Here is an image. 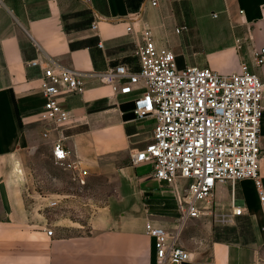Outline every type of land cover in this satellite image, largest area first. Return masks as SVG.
<instances>
[{"label":"crops","instance_id":"crops-1","mask_svg":"<svg viewBox=\"0 0 264 264\" xmlns=\"http://www.w3.org/2000/svg\"><path fill=\"white\" fill-rule=\"evenodd\" d=\"M180 22L217 37L208 56H190L180 66L225 74L246 66L264 79V65L255 60L264 45V0H158L155 6L147 0H0V264H155L146 223L177 226L181 211L169 186L182 189L186 182L170 185L155 178L152 163L133 164L155 121L137 119L134 95H117L92 74L122 63L138 70L143 25L180 57L170 38ZM36 58L54 59L87 80L83 93L62 99L72 115L65 143L89 170L87 185L76 182L77 190H40L47 175L21 171L43 144L53 156L57 139L55 132L43 137L42 68L28 63ZM260 143L264 185V115ZM234 198L243 214L219 222L221 214L229 217ZM53 200L57 206L49 205ZM213 201L211 214L183 228L191 258L182 264H264V210L254 180L219 184ZM89 206L92 216L83 220Z\"/></svg>","mask_w":264,"mask_h":264},{"label":"built area","instance_id":"built-area-1","mask_svg":"<svg viewBox=\"0 0 264 264\" xmlns=\"http://www.w3.org/2000/svg\"><path fill=\"white\" fill-rule=\"evenodd\" d=\"M147 1L153 6L158 3ZM96 18L101 17L96 14ZM128 30L132 31V26ZM142 36L136 51L138 70L122 63L92 75L117 95H134L137 119L151 117L155 121L151 140L132 154L133 164L152 163L155 178L170 185L186 182L182 189L175 187L181 211L177 226L168 230L152 221L146 223L147 232L155 239V264H182L191 258L181 242L183 228L189 220L211 214L219 184L254 180L264 210L260 171L264 79L246 66L226 74L211 67L180 66L175 51L158 44L147 25L142 27ZM255 60L264 65V45L255 52ZM28 63L42 68L41 89L46 100L40 118L47 124L43 137L49 140L53 132L57 134L52 141L55 162L70 171L79 185L86 186L89 170L65 143L69 136L64 129L72 115L62 99L83 93L87 80L54 59L42 63L36 58ZM58 203L53 200L49 205ZM231 207L229 217L221 214L219 222L243 214L235 198ZM47 232L54 234L52 228Z\"/></svg>","mask_w":264,"mask_h":264},{"label":"rangeland","instance_id":"rangeland-1","mask_svg":"<svg viewBox=\"0 0 264 264\" xmlns=\"http://www.w3.org/2000/svg\"><path fill=\"white\" fill-rule=\"evenodd\" d=\"M206 19L205 21L208 22L209 17ZM176 29H180L181 31L175 33ZM171 31V41L177 44V48L181 52V56H177L180 63L187 62L190 56L191 58L198 54L208 56L217 41V37L209 30L204 28L197 30L193 25L190 24L188 26L183 24V22L175 24ZM149 120L152 122L151 119ZM24 165V169L22 166L21 171L47 175V179L38 182L40 190L48 188L56 191H64L66 189H72V187L77 190V183L72 179V173L55 162L46 144L39 147L36 157L30 154L27 163ZM17 169L20 170L19 167ZM87 188L89 189L90 187L87 186ZM169 189H171L172 194H175L174 187L169 186ZM88 210L87 215L82 217L83 220L92 216L91 206H89Z\"/></svg>","mask_w":264,"mask_h":264}]
</instances>
